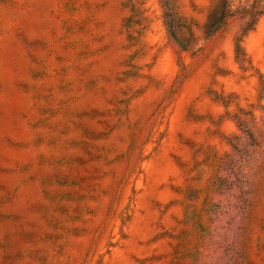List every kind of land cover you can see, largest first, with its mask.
I'll return each instance as SVG.
<instances>
[{
	"label": "rangeland",
	"instance_id": "1",
	"mask_svg": "<svg viewBox=\"0 0 264 264\" xmlns=\"http://www.w3.org/2000/svg\"><path fill=\"white\" fill-rule=\"evenodd\" d=\"M216 1L185 51L162 0H0V264H264V16L238 57Z\"/></svg>",
	"mask_w": 264,
	"mask_h": 264
},
{
	"label": "trees",
	"instance_id": "2",
	"mask_svg": "<svg viewBox=\"0 0 264 264\" xmlns=\"http://www.w3.org/2000/svg\"><path fill=\"white\" fill-rule=\"evenodd\" d=\"M162 1L166 7L165 17L170 38L182 50H188L195 41L194 32L189 29L188 35H185L182 30L186 27L181 19H175L177 15L170 9L169 0ZM263 16L264 0H246L244 4H239L235 8L232 0H217L210 9L208 21L204 27V33L207 38H212L228 25L230 19L238 17L241 23V33L236 37V52L238 57H240L243 54L241 44L243 38L254 31Z\"/></svg>",
	"mask_w": 264,
	"mask_h": 264
}]
</instances>
